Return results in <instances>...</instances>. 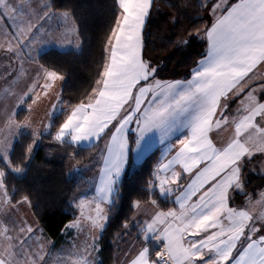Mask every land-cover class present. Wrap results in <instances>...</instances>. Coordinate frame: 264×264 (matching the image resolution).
Segmentation results:
<instances>
[{
	"label": "snow or ice",
	"instance_id": "obj_1",
	"mask_svg": "<svg viewBox=\"0 0 264 264\" xmlns=\"http://www.w3.org/2000/svg\"><path fill=\"white\" fill-rule=\"evenodd\" d=\"M154 3L155 0H114L115 10L103 46L104 62L95 86L83 100L63 107L66 102L61 95L49 90L56 80L63 81L65 77L39 64L19 105L31 100L27 105L31 111L32 105L44 97L54 101L51 114L59 110L65 116L53 137L59 143L80 145L107 139L100 184L88 201L95 203L96 215L90 219L91 228L98 231H103L108 218L102 205L114 204V194L119 195V181L129 152L134 151L137 159L146 153L151 146L150 133L157 132L162 137L179 134L176 139L180 146L175 155L171 159L164 156L157 164L146 189L149 195L179 192L174 200L179 210L157 211L139 225L144 244L128 264H264V211L253 215L229 207L232 193L246 195L244 172L253 156L264 154V85L260 96L250 86V73L254 74L258 66L264 68V0H204L201 7L213 18L203 29L207 50L191 78L184 80L158 78V67L146 55L144 29ZM54 15L53 5L39 0H0V21H11L13 28L10 34L3 33L8 37L6 52L17 59L27 54V59L33 60L28 50L42 42L38 37L42 25L37 22ZM61 15L67 18L69 13ZM41 79L43 84L39 83ZM246 89L250 90L233 114L230 105ZM15 115L13 110L8 117L10 126H29L17 124ZM133 124L135 150L129 148ZM50 127L51 124L34 130L28 158ZM221 127H232L234 135L217 146L209 133ZM11 150L12 143L6 139L0 144V160L8 170L21 173L24 169L13 167L9 159ZM184 174H190V182L181 188ZM6 175L0 169L3 206L11 205L14 195V190L9 192ZM259 196L256 203L264 207V192ZM17 203L30 205L31 201L25 195ZM84 204L85 200H81L77 206ZM152 204L156 205V201ZM133 206L138 207L139 202ZM70 227L79 228V221ZM17 228L20 234L28 235H9ZM33 232L26 221L22 226L13 222L11 228L0 221V236L10 241L0 252V264H47L43 245L34 249L27 244ZM95 239L94 236L91 244L74 245L60 264H95ZM149 242L159 245L154 257Z\"/></svg>",
	"mask_w": 264,
	"mask_h": 264
},
{
	"label": "trees",
	"instance_id": "obj_2",
	"mask_svg": "<svg viewBox=\"0 0 264 264\" xmlns=\"http://www.w3.org/2000/svg\"><path fill=\"white\" fill-rule=\"evenodd\" d=\"M50 4L55 11L69 13L80 39L78 49L61 51L51 48L37 58L39 64L65 77L59 94L66 102V108L67 104L83 100L95 86V79L104 62L103 46L115 4L114 0H51ZM208 22L207 12L198 0H155L144 29V44L147 57L158 67V78L185 79L191 75L205 54L202 35ZM181 40L188 43H180ZM22 111L24 108L18 113ZM64 119L60 112L51 118V127L37 140L30 158L27 148L33 142V133L25 130L17 134L9 159L13 167H22L23 172H12L5 167V162L0 161L1 168L7 172L5 179L9 192L14 190L11 202H18L27 195L34 218L45 234L54 240L59 239L64 226L77 214L72 200L83 188L84 181L74 167L90 161L99 146L80 147L55 141V132ZM157 160L155 149L140 163L129 164L123 173L119 181V195L114 194L115 203L108 207V218L99 235L98 264H113L117 237L125 232L131 235L137 232L138 227L131 225L134 203L155 200L162 210L174 206L170 196H161L158 192L149 195L146 191ZM263 160L262 154L253 156L251 164L245 169L246 195L234 192L231 203L237 204L246 197H252L255 186L258 189L264 186V172L260 166ZM149 243L154 249V257L159 245Z\"/></svg>",
	"mask_w": 264,
	"mask_h": 264
},
{
	"label": "crops",
	"instance_id": "obj_3",
	"mask_svg": "<svg viewBox=\"0 0 264 264\" xmlns=\"http://www.w3.org/2000/svg\"><path fill=\"white\" fill-rule=\"evenodd\" d=\"M50 1L51 0H39L41 4H44V3L50 4ZM198 1L200 3L204 2V0H198ZM14 2L19 3V0H14ZM229 2L230 3L236 2V0H229ZM53 12H55L56 15L52 16L50 19L46 18L44 20H40L37 22L38 26L42 25L40 32L38 34V37L42 38V42L39 44L33 45V48L28 50V51H31V54L34 58L33 60H28L27 54H25L22 59H17L15 56H12L10 53L6 52L8 37L5 36L3 33L7 31L10 34L13 31V28L11 27V21H0V93H1L0 98L2 99L4 96H7L6 92L8 91L10 87L15 88L16 93L13 94L14 103L11 109V113L13 112V110H15V112L17 113L21 108H24V112L22 114L28 113L27 106L25 104L19 105V98L23 94V92L26 91V85L31 83V78L35 75V69L39 65L37 58L42 52L48 49H51V48L63 51V50H70V49H78L80 47V39L78 37L76 26L72 18L69 15L67 18H64L61 15L62 13H64L62 11L53 10ZM206 12L208 15V20H209L208 25H210V22L213 18L210 16L208 11ZM202 38H203V35H202ZM203 40L205 43V53H206L207 41L205 38H203ZM69 41H71V43H69ZM203 58L204 56L201 59ZM250 76H252V80L250 81L251 88L253 86L264 85V68H261L258 66L257 69L254 70V74L250 73ZM190 78H191V75L185 79H190ZM171 80H184V79L179 78V79H171ZM39 83L43 84L44 80L41 79ZM61 85H62L61 80L55 81L53 89L55 88L56 93H60ZM53 89L49 90L50 93H51V90ZM248 90L250 89H246L245 94L241 95V97L239 99H236V101H241L246 95ZM44 100L45 102L43 103V105L47 107L48 103H46L47 102L46 99H42V101ZM28 102H29L28 104L32 103L31 100H29ZM236 105L234 103L232 106H230L233 114L235 113L236 109L234 107ZM1 106H3L2 103L0 104V114L2 113V110H3ZM36 106H38L37 109L40 110L39 108L40 103L38 102V104L32 105V110L30 111L31 113L34 112ZM41 109L42 111L44 110L43 106ZM32 114H35V113H32ZM43 114H44V111L38 113V115L40 116H43ZM17 117L15 116L14 119ZM16 123L18 124L19 122L17 121ZM130 128L132 129V131L129 132V148L131 150H135L136 148L135 132H134L135 125L134 124L131 125ZM13 129L14 130H12V132L8 134L10 141L15 139L14 136L16 135V133L14 135L13 133L16 130V127L14 126ZM19 130H17V132ZM176 135H179V134H174L170 137H162L160 133H157V132L150 133L149 136L152 137V139L150 141L151 146L148 149V151L144 153L139 159L136 158L134 151H130L129 157H128V163L125 165L123 173L125 172L129 164L140 163L146 157L147 154H149L151 151L155 149H157L158 160L155 164L154 169L156 168L157 164L163 159L164 156H167L168 159H171L172 156L175 155L176 150L180 146L179 140L176 139ZM233 135H234V130L232 127H221L218 129L214 128L209 133V136L213 140V143L216 144L217 146H220L221 144L226 143L228 140L231 139ZM131 137H132V140H131ZM180 138H183V136H181ZM93 144H99L96 155L90 161L80 166L78 169L79 177L84 181V187L81 189V191H83L81 200H85V204L83 207L76 206L77 215L79 213V209L84 211V215L82 216L83 218L79 222L80 227L79 228L70 227L69 225V223L77 217L76 216L64 226L63 228L64 232L62 230L61 236L59 237V239L55 240L57 243L59 241H62L66 237L65 230L66 228H69L70 230L77 229L78 231H80V234L82 236L81 238H83V243L85 244L84 240L86 239L87 232L89 228L91 229V219L90 218L95 217L96 212H95V203H89L88 201L91 200V198L95 195V190L100 184V171L104 167L103 161L106 156L107 139L102 138L100 140H92L91 142H82L80 145H75V146H80V147H86V146H90ZM258 154H261V153H256L255 155H258ZM176 167H177V170L179 171L180 170L179 166H176ZM123 173L121 174V177L123 176ZM189 175L190 174H184L183 180L180 181L181 188H183L190 182ZM244 178H245V172H244ZM175 195H179V192L175 193ZM175 195H171V194L168 195L173 199V202L175 200ZM193 199H195V197ZM256 199H257L256 193H254L252 197H246L243 201L237 204L231 203V200H230L229 207L246 210V211H249L251 214L256 215L259 212L264 211L261 205H258L256 207V204H257ZM102 207H105V210L107 212V209L109 206L102 205ZM169 209H176L177 211L179 210L178 205H176L175 203H174V206ZM168 210H162L157 205H153L152 202L139 203V206L135 207L133 216L131 218V225L138 227L137 232L133 235L129 234L128 232H125L117 237V239L114 242V262L113 264H128L129 259L133 255H135V252L138 251L144 244V237L141 235L139 225L142 224L145 220H150L155 212L157 211L167 212ZM71 234H69V236H71ZM97 243H95V245H97L96 259L98 263L99 262V253H98L99 246Z\"/></svg>",
	"mask_w": 264,
	"mask_h": 264
},
{
	"label": "rangeland",
	"instance_id": "obj_4",
	"mask_svg": "<svg viewBox=\"0 0 264 264\" xmlns=\"http://www.w3.org/2000/svg\"><path fill=\"white\" fill-rule=\"evenodd\" d=\"M252 88H255L257 90L256 91L257 96H260L262 94L260 92V88H261L260 85L253 86ZM14 93H16L15 88L10 87L8 89V91L6 92L7 96H4L2 99L0 98V104L2 103V105H3V106H1L3 108V110H2V113L0 114V138H1L0 144H2L6 139L9 140L8 134L11 133L12 130L15 129V128L13 129V127L15 125L10 126L8 124V117L11 114V109H12V106L14 103L13 102V100H14L13 94ZM51 93H56L55 88L53 90H51ZM41 95L43 96V93H41ZM43 99H46V101H47L46 103H48L47 107L45 105H43L45 100L44 101L41 100L39 102L40 103V106H39L40 110L37 109L38 106H36L34 112H32L35 114H32L30 111H28V113H26V114H22L24 111H22L20 113H18V112L16 113L15 116L16 117H17V115H19V116L17 117L18 119L15 118V121L17 120L19 122L18 124L28 123L29 126L19 128L21 130L16 128V130L13 133V135L16 133V135L14 137L17 136L19 131L30 130L33 133L34 130H37V129L43 130L45 125L50 124L51 120L49 119V115L52 113L51 104L54 101L50 100L48 97H44ZM28 103L29 102H27V104H25V105L27 106ZM233 104L234 103H232L230 106H232ZM235 105L236 106L234 108L236 109L238 106H240V101H235ZM42 106L44 108V110H43L44 114H43V116H40V115H38V113L43 112L41 109ZM63 107H65V106H63ZM58 112H59V110H57L55 114H57ZM55 114H51V118ZM22 116H24V117H22ZM17 130H19V131L17 132ZM43 133H45V132H43ZM12 141H14V140H11V143H12ZM263 155L264 154H262V156ZM260 166H261V171L264 172V160H263V163L260 164ZM0 169H2L1 166H0ZM74 169H76L74 171H77L79 174V171H78L79 167H74ZM254 190H255L256 198H257L256 201H258L260 199L259 194L261 192H264V186L260 187L259 189L256 188V186H255ZM81 192H79L75 196V198L72 200V204L75 208L78 207L77 206L78 202L81 201L83 191H81ZM12 205H15V207H12ZM257 206H258V204H256V207ZM263 209H264V207H263ZM83 215H84V211L79 209L78 215L76 214L77 217L75 216L76 218L74 217L75 219L73 221H71L69 223V225H73L75 220L76 221L78 220L80 222L83 218L82 217ZM0 221H3V223L8 224L10 226V228H11L13 222H15L16 224L21 225V226H22L24 221H26L27 224H30L34 229V232L32 234V238L27 241V244L31 245L34 249L37 248L39 245H43V251L48 254L45 257V259L47 260V264H60L62 258L65 256V254L69 250H71L73 248L74 245H79V246L84 245L83 238H81L82 236L80 234V231H78L77 229H71L72 230L71 231L69 228H66V230H65V234H66L65 236L66 237L62 241H59L58 243L54 239L49 238L44 233L42 227L38 224V222L34 218L28 204H18L17 202H11V205H7V206L0 205ZM37 229H38V231H37ZM63 232H64V230H63ZM69 234H71V236H69ZM99 234H100V231L89 228L87 235H86V239L84 240V242L91 244L93 242V237L95 236L96 237L95 243H97L98 238H99ZM9 235H12L13 237H15L17 235L26 236L28 234L27 233L20 234L18 232V228H17L16 230H10ZM8 243H10V241L4 240V238L2 236H0V252L4 251V249L6 248ZM11 243H18V241H11ZM96 247H97V245H96ZM92 257L94 258L95 264H98L97 259H96V257H97L96 250L92 252Z\"/></svg>",
	"mask_w": 264,
	"mask_h": 264
}]
</instances>
